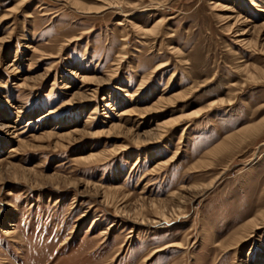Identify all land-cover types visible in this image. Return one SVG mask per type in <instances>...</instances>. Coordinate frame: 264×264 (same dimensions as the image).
Returning <instances> with one entry per match:
<instances>
[{
    "label": "rangeland",
    "instance_id": "374dc122",
    "mask_svg": "<svg viewBox=\"0 0 264 264\" xmlns=\"http://www.w3.org/2000/svg\"><path fill=\"white\" fill-rule=\"evenodd\" d=\"M262 8L0 0V264H264Z\"/></svg>",
    "mask_w": 264,
    "mask_h": 264
},
{
    "label": "bare ground",
    "instance_id": "6f19581e",
    "mask_svg": "<svg viewBox=\"0 0 264 264\" xmlns=\"http://www.w3.org/2000/svg\"><path fill=\"white\" fill-rule=\"evenodd\" d=\"M254 5H256V4H254ZM259 10L264 13V8L259 9ZM143 87H144V85L141 87V89ZM186 95L187 94H184V92H178V94H175V96H173V97H169V98H161L160 97V99L157 100L154 104H152L151 106H147L146 107V114H151L153 112H158V113L165 112L166 113V111H168L167 109H165L166 104L173 103L174 100H177L179 98H182V97H184ZM179 120H180V118H173V117L165 118L162 121L161 120L158 121V124H156V126H158L159 129H162L163 130V129H166L168 127L174 126L176 123L179 122ZM262 129H264V120L263 121L261 120L259 123L255 124L253 126H249V127L245 128L243 130L244 131L243 134L240 136L241 140H240L239 143H242L243 140L245 138H247L248 136L255 135V134L259 133ZM154 131H156V130H154ZM161 132H163V131H161ZM148 135L155 136L156 134L155 133H148ZM138 138L140 139L139 136H138ZM160 138H162V135L160 136ZM234 140H235V138H234ZM237 143L238 142H235V141H232L231 143H225V144L221 145L220 148H218L217 151L221 150L224 147L230 146L232 144H237ZM94 157H95L94 154L92 156H90V158H94ZM163 163H166V162L159 161V165L160 164H163ZM213 187H215V186H212L211 188H213ZM160 203H163V204L154 203V204L151 205V207L154 209L155 213L159 216V217H157V223L158 224H160V223L162 224V222L169 223L170 221H172V219L174 218V216H177V219L180 218V217H185V214H183V212L182 213L179 212L178 214L175 213L174 212L175 211L174 208H172L173 209V214L168 216L167 215V212H166V210L169 208V207H167L168 205L166 206L165 202H160ZM144 207H143V204H142V207L141 208L144 209ZM143 209H140L139 210V213H140L139 215L141 216V218L143 220L142 223H144L145 221H147L146 218H144V215H143V212H142ZM260 221H261V223H262V221H264V211L260 212L259 214H257L256 217L248 220L245 224H243L242 226H240V228L237 229L240 232L234 234V236H236V237L233 238V239H231V242H229V243H225L224 242V243H220L219 245L221 247H223V248L232 249V247H234V245L240 244L242 241H245L246 240L245 239V236H243L242 234H244L245 232H247V233H250V235H252V233H253L254 230L261 228ZM142 223H141V225H144ZM251 230H253V231H251ZM105 233L106 232L104 231V233L101 234V235L104 236ZM66 241H68V239H66ZM174 246H175V244L173 243V244L166 245L164 248H166V247H174ZM153 253H151V255ZM151 255H149L148 257H146L145 260H148L151 257Z\"/></svg>",
    "mask_w": 264,
    "mask_h": 264
}]
</instances>
